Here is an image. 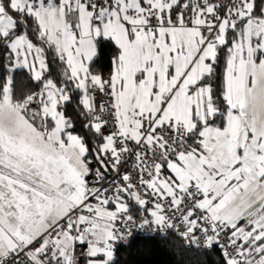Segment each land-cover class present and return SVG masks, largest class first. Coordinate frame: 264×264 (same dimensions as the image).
Here are the masks:
<instances>
[{"label": "snow or ice", "instance_id": "snow-or-ice-1", "mask_svg": "<svg viewBox=\"0 0 264 264\" xmlns=\"http://www.w3.org/2000/svg\"><path fill=\"white\" fill-rule=\"evenodd\" d=\"M137 232L264 264V0H0V264Z\"/></svg>", "mask_w": 264, "mask_h": 264}, {"label": "trees", "instance_id": "trees-1", "mask_svg": "<svg viewBox=\"0 0 264 264\" xmlns=\"http://www.w3.org/2000/svg\"><path fill=\"white\" fill-rule=\"evenodd\" d=\"M49 58V70L54 79L59 77L61 66L55 62L54 54L46 49ZM115 54V50H108L104 59L96 66L95 70H102L107 76L110 71L109 59ZM20 87L29 86L38 90V85L30 81L28 76L23 72L18 76ZM74 104L76 98L80 96L79 92L74 94ZM67 113L76 120V113L82 112V108L67 107ZM82 118V117H81ZM77 131L83 134L81 125H77ZM95 164V162H93ZM137 239L130 247H119L118 259L119 264H221V254L219 251L213 252L209 256L199 255L193 251H188L182 247L181 241L175 235H170L168 242L162 241H145L143 236H136Z\"/></svg>", "mask_w": 264, "mask_h": 264}, {"label": "built area", "instance_id": "built-area-1", "mask_svg": "<svg viewBox=\"0 0 264 264\" xmlns=\"http://www.w3.org/2000/svg\"><path fill=\"white\" fill-rule=\"evenodd\" d=\"M96 99L98 100V101H102V99H106V98H102V95L101 94H98L97 95V97H96ZM95 165V164H94ZM172 235H175V234H172ZM136 236H142V233H140V232H137L136 233ZM176 236V235H175ZM120 247V245H118V248ZM81 251L83 250V249H80Z\"/></svg>", "mask_w": 264, "mask_h": 264}]
</instances>
